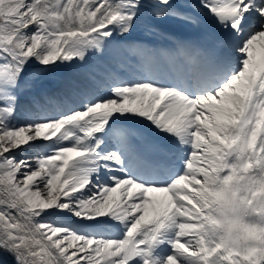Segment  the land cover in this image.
Returning a JSON list of instances; mask_svg holds the SVG:
<instances>
[{"label":"snow or ice","instance_id":"6c2138e0","mask_svg":"<svg viewBox=\"0 0 264 264\" xmlns=\"http://www.w3.org/2000/svg\"><path fill=\"white\" fill-rule=\"evenodd\" d=\"M5 255L264 264V0H0Z\"/></svg>","mask_w":264,"mask_h":264},{"label":"bare ground","instance_id":"6f19581e","mask_svg":"<svg viewBox=\"0 0 264 264\" xmlns=\"http://www.w3.org/2000/svg\"><path fill=\"white\" fill-rule=\"evenodd\" d=\"M3 260L7 263V264H13L12 258L10 256L5 255L3 257Z\"/></svg>","mask_w":264,"mask_h":264}]
</instances>
